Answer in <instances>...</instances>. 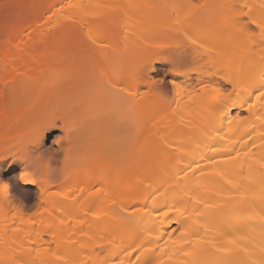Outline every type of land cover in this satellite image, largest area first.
<instances>
[{"label": "bare ground", "instance_id": "1", "mask_svg": "<svg viewBox=\"0 0 264 264\" xmlns=\"http://www.w3.org/2000/svg\"><path fill=\"white\" fill-rule=\"evenodd\" d=\"M77 1L41 0L33 13L15 20L0 39V135L19 128L20 134L24 133L23 129L33 128L37 119L36 126L42 129L41 136L26 144L28 147L18 144L24 147L16 145L14 150L3 152L10 156V165L20 167V183L36 187L42 197L47 195L51 184L45 177L34 179L30 175L28 158L45 154L40 148L42 137L57 129L55 120L45 116L56 112L65 144L80 152L67 157L59 144L54 156L60 159L54 157L55 162L70 173L83 171L95 178L88 184L72 183L69 190L74 192L78 186L84 192L93 184L97 187L90 199L77 203L83 208V203L87 204L89 212L84 211L85 216L75 212L79 208L75 197L59 209L60 215L71 217L55 229L73 232L84 225L92 235L105 230L99 245L106 246L107 253L100 264H264V98H258L264 92V56L258 62L251 60L249 68L220 77L225 84L240 89L235 100L222 105L210 102L209 111H201L192 129L185 123L177 125L175 115L167 110L173 102L157 96L156 81L148 75L154 67L151 65L144 76L141 73L142 66L151 62L143 47L149 37L136 49L113 50L108 46L91 50L88 42H110L108 34L113 29L91 36L88 42L73 41L77 25L62 23L58 15L64 4L72 5L73 11L82 8L83 2ZM91 3L98 7L99 2ZM49 13L61 28L38 27ZM94 14L106 19L114 16L100 9ZM157 23V19H150L143 25L147 36L161 28ZM202 23L220 30L209 35L203 48L187 51L175 46L173 54L157 59L171 68L172 76L188 79L189 72L181 74V67L201 61L208 50L221 52L225 61L239 50L240 40L221 31L238 26L236 19L218 22L206 18ZM143 54L144 59L139 60ZM218 59L210 56L205 64L213 68ZM127 68L132 70L119 74ZM93 70L99 78L89 82ZM200 71L195 73L204 79ZM199 77L196 80L200 82ZM141 88L146 90L141 93ZM91 89L96 93L79 108L80 96ZM137 96H143V102L133 103ZM233 108L237 109L235 115L230 113ZM73 110H78L75 131L70 130L67 116ZM241 111L248 113L251 122L245 123ZM141 114L148 120L132 130L136 131L132 136L128 128ZM82 115L92 122L83 124ZM124 137L131 143L127 145ZM228 139L230 144L225 143ZM192 140L196 144L192 145ZM5 158L0 160V176ZM1 190L13 207L8 190ZM30 225L27 223V228ZM196 240L204 243H189ZM194 247L200 250L198 255L183 254ZM220 248L227 251L220 252Z\"/></svg>", "mask_w": 264, "mask_h": 264}, {"label": "rangeland", "instance_id": "2", "mask_svg": "<svg viewBox=\"0 0 264 264\" xmlns=\"http://www.w3.org/2000/svg\"><path fill=\"white\" fill-rule=\"evenodd\" d=\"M40 1L0 0V39L15 20L26 16L29 12L33 13L35 6ZM91 1L78 0L77 2H83V5L82 8L80 7L75 11L71 10L70 7L67 9L70 4H64L61 14L58 15L61 17L62 23L69 26L77 25V28L74 29L73 41L88 42L91 36L95 34L104 35L107 34L108 30L113 29V32L108 34L111 37L110 42L100 41L96 44L88 42L87 46H90L91 50L108 46L113 50H129L143 45L142 39L149 37L143 47L146 53H150L151 62L142 66L141 73L144 76L151 65L154 67V71L151 73L147 71V73L149 76L151 75L153 82L156 81L157 85L155 86L159 94L157 96L174 103V105L173 103L169 104L167 110L179 118L174 116V119H177L176 122L178 123L175 122L177 125H184L185 123V125H190L191 128L194 126L197 116L202 113L201 111H209L208 104L210 102H217L218 105H222L235 100L240 89L225 84L220 77L228 73L233 75L236 69L249 68L247 65L249 62L252 63L251 60H257L258 62L264 56V35H261L260 27H258L259 24H264V0H209L211 1L209 4H206L207 0H95V2H99L96 8L92 6ZM97 9L111 11L114 16L111 19H106L103 15L97 18L94 14ZM206 18H213L218 22L222 20L228 22L230 19H236L238 26L222 28L221 31L225 34L228 32L229 35V32H231L240 40L239 43L236 42L239 50L234 54H230L228 61L221 58V52L208 50L201 61L186 62L181 67V74L186 71L189 72L188 79H184L181 75L175 76L173 74L174 76H172V73L169 72L171 68L167 64L159 63L157 59L161 58L162 54L164 56L173 54L175 46H181L187 51H190L192 47L203 48L209 40V35L219 30L217 26H204L202 20ZM150 19H157L159 23L162 22V25L157 23L161 28H158L155 35L147 36L148 33L143 30V25ZM252 20L257 23L255 25L250 24L249 22ZM246 24L247 27H241ZM54 25L57 29L61 28L55 16L49 13L42 18L38 27L42 29ZM164 46L167 48L161 50V47ZM210 56L219 58L213 68L207 67L205 64ZM142 59H144V54L139 60ZM131 70V68H127L119 74ZM196 70H201L200 72L204 73V79L203 75L200 76L203 80L198 76L200 82L199 79L196 80L198 78L195 73ZM96 76H99V73L93 70L89 74V82L99 78H96ZM168 81H173L174 84H170ZM187 84L190 86L188 87ZM205 87L208 88L207 91L202 90ZM211 87L221 88L225 95L217 98L216 94L211 92ZM145 90V88H141L140 92L143 93ZM95 93L96 91L91 89L81 95L78 102L79 108L86 104ZM142 98L143 96H137L134 98L133 103L143 102ZM175 103H180L177 104L180 106L175 105ZM181 103L185 104V108H182ZM72 112L67 113V116L71 122L70 130L75 131L79 123L75 120L78 110ZM230 113L235 115L237 109L233 108ZM240 114L245 123L251 122L247 112L241 111ZM56 115V112H49L45 116L47 119H54L57 125V129L50 130L42 137L40 148L43 151L42 153L45 154L41 157L29 156L28 158L31 165L30 175L34 179L45 177L47 183L51 184L46 196L39 195L36 187L23 186L17 176L20 167L10 165L12 161L10 156H4L3 154L5 149L9 152L16 145L22 148L24 146L20 147L18 144L29 145L39 138L42 129L36 126L38 119L32 123L33 128L23 129V131L25 130L24 133L20 134L22 128H19L0 135V160L6 157L1 168L0 184L5 182L8 185L9 198L14 202V206L10 208L5 195L0 189V264H100L107 253L106 246L99 245L102 237L106 235L105 230L92 235L84 225H80L73 232L55 229L56 224L60 222L58 224L60 225L71 217V214L68 216L60 215L59 209L68 202L70 203V200L75 201V197V205L80 204L79 202H82L83 198L90 199L89 194L90 196L94 194V186H96L93 184L92 187H87L88 190L85 188L87 191L84 192V189L81 191L78 186H76L78 190L75 188L74 192L73 190L71 192V189L69 190L68 186L72 183L80 185L81 182L86 181L88 184V182H93L95 178L83 171L80 174L70 173L67 169L64 170L60 167L58 162H55L54 153L56 154V151L59 150V144L62 145L63 153L67 157L80 152L79 149H72L65 144L64 134L59 128V117ZM141 115L142 117L139 116L130 124L128 129L131 130V133H135L136 131L132 130H136V128L138 130L147 122L146 114ZM82 121L83 124H88L92 122V119L89 116H83ZM130 132L127 131L126 133ZM22 135L24 138H21ZM129 137L132 140L131 136ZM124 139L125 137L122 140L127 145L131 143V141L129 142L130 139H127L128 141ZM122 140L120 139L119 142L122 143ZM160 143L162 144L163 141H160ZM225 143L230 144V139ZM191 144L196 143L192 140ZM26 147L28 146L26 145ZM232 151L235 152L234 149ZM86 161L89 163L90 159ZM1 180L3 181L1 182ZM80 191L82 193H79ZM83 205L87 206L84 203ZM78 206L79 208L75 210L78 214L83 216L85 212H89L85 210L87 209L86 206L84 208L82 205ZM27 223L31 224L28 228Z\"/></svg>", "mask_w": 264, "mask_h": 264}, {"label": "snow or ice", "instance_id": "3", "mask_svg": "<svg viewBox=\"0 0 264 264\" xmlns=\"http://www.w3.org/2000/svg\"><path fill=\"white\" fill-rule=\"evenodd\" d=\"M71 6L72 5H69V7H71ZM245 7H247V5H245ZM250 11L251 10L249 9V12ZM251 23L256 24L257 22L255 20H252ZM258 27H260L261 35H264V24H259ZM202 90L207 91L208 88L205 87ZM211 92L215 93L217 98L225 95L224 91L221 88H219V87H211ZM258 98H264V92L260 93V97H258ZM262 135H264V134H262ZM7 188H8V185L7 184H0V189L7 190ZM262 190H264V189H262ZM243 217H244V214H243V212H241V218L243 219ZM261 219H264V216H262ZM195 222L196 221H193V223H195ZM189 243L190 244H193L194 243V245H202L204 242L201 241V240H196L195 242L189 241ZM213 247H215V246H213ZM199 251L200 250H198L196 247H194L192 251H190V252H184L183 254L185 256L198 255L199 254ZM218 251H220V252H226L227 249L220 248V249H218Z\"/></svg>", "mask_w": 264, "mask_h": 264}]
</instances>
